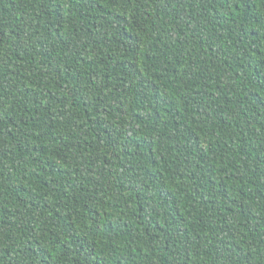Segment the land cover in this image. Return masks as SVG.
Instances as JSON below:
<instances>
[{
  "label": "trees",
  "instance_id": "16d2710c",
  "mask_svg": "<svg viewBox=\"0 0 264 264\" xmlns=\"http://www.w3.org/2000/svg\"><path fill=\"white\" fill-rule=\"evenodd\" d=\"M0 264H264V0H0Z\"/></svg>",
  "mask_w": 264,
  "mask_h": 264
}]
</instances>
